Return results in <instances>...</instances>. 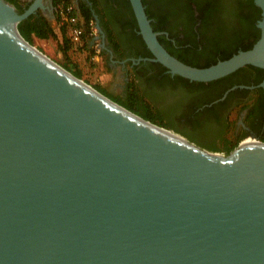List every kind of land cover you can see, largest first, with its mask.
<instances>
[{
	"label": "water",
	"instance_id": "obj_1",
	"mask_svg": "<svg viewBox=\"0 0 264 264\" xmlns=\"http://www.w3.org/2000/svg\"><path fill=\"white\" fill-rule=\"evenodd\" d=\"M130 2L175 74L264 68V0L252 48L208 67L169 53ZM42 3L0 0V264H264V141L222 154L114 101L21 34Z\"/></svg>",
	"mask_w": 264,
	"mask_h": 264
},
{
	"label": "flooded vegetation",
	"instance_id": "obj_2",
	"mask_svg": "<svg viewBox=\"0 0 264 264\" xmlns=\"http://www.w3.org/2000/svg\"><path fill=\"white\" fill-rule=\"evenodd\" d=\"M21 1L26 9L35 2ZM56 1L43 0L33 14L49 18ZM142 1L162 45L191 66H202L214 48L229 46L241 35L240 20L232 15L240 9L233 0ZM73 2L97 16L103 53L113 75L107 92L152 108L164 123L206 149L230 153L241 142L262 140L264 68L246 65L211 81L189 79L156 60L140 33L130 0ZM259 20L256 28L261 35ZM117 89L119 95L114 93Z\"/></svg>",
	"mask_w": 264,
	"mask_h": 264
},
{
	"label": "trees",
	"instance_id": "obj_3",
	"mask_svg": "<svg viewBox=\"0 0 264 264\" xmlns=\"http://www.w3.org/2000/svg\"><path fill=\"white\" fill-rule=\"evenodd\" d=\"M13 3L17 9L22 13L25 11L26 8L23 7V2L21 0H7ZM234 2H238L239 9L236 8V11L232 14L235 18H238L240 21L239 28H242L240 31L239 38L235 39L229 46L224 48L216 47L214 48L213 52L208 54L207 57L204 59L205 64H202L200 67H208L217 63L219 60H225L236 54L239 47L242 50H248L252 48L255 41L259 38L260 30L256 28V21L261 19V8H259L255 4V0H233ZM57 1L55 2V4ZM83 15L86 19V24L89 23L91 19H94V14L91 9L84 8L82 10ZM19 29L21 34L24 38L29 41L31 44L34 43L35 37L39 39H58L62 38V50L66 54L68 50L75 44L70 36L69 27L65 24L57 23L56 25L53 24V21L46 16L43 15H30L25 20L19 23ZM77 45V44H75ZM79 48L87 49L88 43L86 40L82 44L77 45ZM64 67L70 70V67L64 63ZM72 69V68H71ZM264 71V69H261ZM73 73L77 77H81V71L78 68L73 70ZM96 87V86H95ZM105 90L104 88H102ZM102 92V91H100ZM103 93V92H102ZM130 104L133 108L140 111H143V114H140L144 118L156 123L160 126L167 127L168 125L163 122L160 116L157 115V112L149 107H144L135 101L126 102ZM134 112V111H133ZM158 120V121H156ZM168 128V127H167ZM264 141V136L262 137ZM212 148H209L211 150ZM213 151V149H212ZM228 154V153H225Z\"/></svg>",
	"mask_w": 264,
	"mask_h": 264
},
{
	"label": "rangeland",
	"instance_id": "obj_4",
	"mask_svg": "<svg viewBox=\"0 0 264 264\" xmlns=\"http://www.w3.org/2000/svg\"><path fill=\"white\" fill-rule=\"evenodd\" d=\"M53 21V20H52ZM96 22V20H94ZM56 25V24H55ZM100 31H99V38H100ZM62 38L54 39H39L35 37L33 45H35L38 49L43 51L53 60L58 62L60 65L64 67V63H66L72 73L75 68H78L81 71V79L85 82L93 86L99 91H102L103 94L107 95L114 101L124 105L131 111H134L137 114H143V111H140L133 108L130 104L126 103L125 101L117 98L116 96L110 94L104 89L111 90L112 82H113V75L108 69V61L106 59V55L103 53L102 41L100 40V52L97 54L93 49V54L89 56V52L86 49L79 48L77 45H73L70 50L65 54L62 50ZM94 54H97L98 58L94 59ZM72 68V69H71ZM74 74V73H73ZM96 86V87H95ZM116 95L120 94V89H117L114 92ZM158 121V120H156ZM170 129V126H167ZM174 130V129H173ZM221 153V152H220ZM225 154V153H222Z\"/></svg>",
	"mask_w": 264,
	"mask_h": 264
},
{
	"label": "built area",
	"instance_id": "obj_5",
	"mask_svg": "<svg viewBox=\"0 0 264 264\" xmlns=\"http://www.w3.org/2000/svg\"><path fill=\"white\" fill-rule=\"evenodd\" d=\"M58 22L69 27L71 39L77 45L85 41V34L88 32L89 37L94 42V51L97 54L100 52L101 44L99 43V27L97 22L91 19L88 24H82L73 0H57L55 4V24Z\"/></svg>",
	"mask_w": 264,
	"mask_h": 264
},
{
	"label": "crops",
	"instance_id": "obj_6",
	"mask_svg": "<svg viewBox=\"0 0 264 264\" xmlns=\"http://www.w3.org/2000/svg\"><path fill=\"white\" fill-rule=\"evenodd\" d=\"M77 10H78V13L80 15L81 23L86 25V19H85V16L83 15V13H82V10H80L79 8H77ZM53 24L55 25V20H53ZM85 40L88 43V46H87L86 50L89 52V54H90L89 56H91V54H93V43L94 42H93V39L89 37L88 32L85 34ZM100 40H101V37H100ZM93 57H94L95 60L98 58V56L96 54H94Z\"/></svg>",
	"mask_w": 264,
	"mask_h": 264
},
{
	"label": "bare ground",
	"instance_id": "obj_7",
	"mask_svg": "<svg viewBox=\"0 0 264 264\" xmlns=\"http://www.w3.org/2000/svg\"><path fill=\"white\" fill-rule=\"evenodd\" d=\"M256 144H260V142L259 141H252V142L245 141L242 143V145H256Z\"/></svg>",
	"mask_w": 264,
	"mask_h": 264
}]
</instances>
